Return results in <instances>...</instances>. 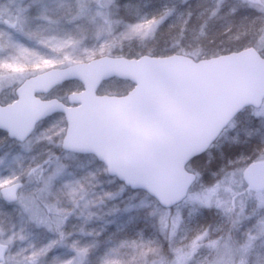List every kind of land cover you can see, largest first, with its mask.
Masks as SVG:
<instances>
[{
  "label": "rangeland",
  "instance_id": "374dc122",
  "mask_svg": "<svg viewBox=\"0 0 264 264\" xmlns=\"http://www.w3.org/2000/svg\"><path fill=\"white\" fill-rule=\"evenodd\" d=\"M114 1L0 0V104L46 69L95 55L126 57L154 22L108 16ZM211 1L196 4L204 12ZM228 1L252 10L259 23L253 47L264 56V0ZM210 19L225 23L211 12ZM185 39L183 54L193 57L196 38ZM131 86L111 79L99 92ZM80 88L69 81L40 96L64 101ZM65 128L55 114L23 142L0 131V187L22 183L16 202L0 198V240L8 245L2 264H264V190H250L242 178L250 162L264 160V102L240 112L187 164L197 180L171 209L107 175L92 155L62 150Z\"/></svg>",
  "mask_w": 264,
  "mask_h": 264
},
{
  "label": "water",
  "instance_id": "95a60500",
  "mask_svg": "<svg viewBox=\"0 0 264 264\" xmlns=\"http://www.w3.org/2000/svg\"><path fill=\"white\" fill-rule=\"evenodd\" d=\"M112 78L132 87L121 95L97 93ZM69 81L81 89L65 101L38 96ZM14 94L11 103L0 104V130L9 139L23 142L41 120L61 114L62 150L93 155L107 175L169 208L196 179L187 163L238 112L264 101V58L252 46L198 60L179 53L103 55L31 75ZM242 177L251 189H264V160L250 162ZM20 187L19 182L1 187V198L14 202ZM6 251L0 243V264Z\"/></svg>",
  "mask_w": 264,
  "mask_h": 264
},
{
  "label": "trees",
  "instance_id": "16d2710c",
  "mask_svg": "<svg viewBox=\"0 0 264 264\" xmlns=\"http://www.w3.org/2000/svg\"><path fill=\"white\" fill-rule=\"evenodd\" d=\"M196 1L115 0L114 10L112 13L108 11V16L113 14L127 21L151 19L154 22V28L148 35L132 42L133 49L128 52L131 56L124 54L128 51L126 48L123 54L134 58L142 54L162 56L174 52L186 53L183 47L185 38L187 42L196 38L192 53L196 59L254 45L251 34L259 29V23L252 18L251 9L233 5L228 0H212L211 6L208 5L203 12ZM210 12L213 17L225 21L224 25L212 19L206 20ZM166 249L165 260L168 255Z\"/></svg>",
  "mask_w": 264,
  "mask_h": 264
},
{
  "label": "flooded vegetation",
  "instance_id": "af4514ba",
  "mask_svg": "<svg viewBox=\"0 0 264 264\" xmlns=\"http://www.w3.org/2000/svg\"><path fill=\"white\" fill-rule=\"evenodd\" d=\"M7 185V184H6ZM3 186H5V185H3ZM3 186H1V187H3ZM0 187V188H1ZM0 198H1V195H0ZM17 198H18V194H17ZM17 198H16V200H17ZM1 200L5 203V204H11V202H6V201H4L2 198H1ZM1 241V240H0ZM6 246H7V252H8V245L6 244ZM7 254V253H6ZM6 256V255H5Z\"/></svg>",
  "mask_w": 264,
  "mask_h": 264
}]
</instances>
